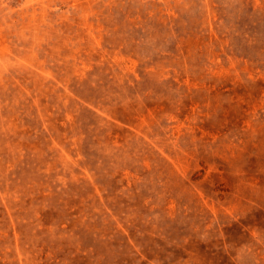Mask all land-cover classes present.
<instances>
[{"label":"rangeland","instance_id":"rangeland-1","mask_svg":"<svg viewBox=\"0 0 264 264\" xmlns=\"http://www.w3.org/2000/svg\"><path fill=\"white\" fill-rule=\"evenodd\" d=\"M0 264H264V0H0Z\"/></svg>","mask_w":264,"mask_h":264}]
</instances>
